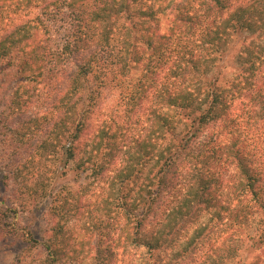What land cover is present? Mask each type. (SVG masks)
I'll use <instances>...</instances> for the list:
<instances>
[{
  "label": "clouds",
  "instance_id": "9594fccd",
  "mask_svg": "<svg viewBox=\"0 0 264 264\" xmlns=\"http://www.w3.org/2000/svg\"><path fill=\"white\" fill-rule=\"evenodd\" d=\"M0 264H264V0H0Z\"/></svg>",
  "mask_w": 264,
  "mask_h": 264
}]
</instances>
